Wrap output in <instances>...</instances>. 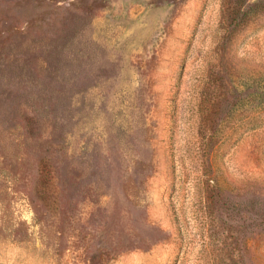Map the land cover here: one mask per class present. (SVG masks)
I'll list each match as a JSON object with an SVG mask.
<instances>
[{
  "label": "rangeland",
  "instance_id": "rangeland-1",
  "mask_svg": "<svg viewBox=\"0 0 264 264\" xmlns=\"http://www.w3.org/2000/svg\"><path fill=\"white\" fill-rule=\"evenodd\" d=\"M0 264H264V0H0Z\"/></svg>",
  "mask_w": 264,
  "mask_h": 264
}]
</instances>
